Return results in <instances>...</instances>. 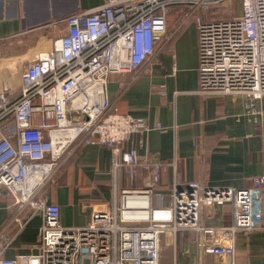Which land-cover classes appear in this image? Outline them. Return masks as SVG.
<instances>
[{
    "label": "built area",
    "instance_id": "2783aa9c",
    "mask_svg": "<svg viewBox=\"0 0 264 264\" xmlns=\"http://www.w3.org/2000/svg\"><path fill=\"white\" fill-rule=\"evenodd\" d=\"M231 1L107 0L65 18L67 33L31 61L17 63L0 49V71L7 64L20 78L17 88L0 81V190L16 209L0 231V264H160L162 237L187 229L196 232L198 249L210 257L205 264H244L239 236L264 233V147L263 172L249 188L194 182L166 194L159 191L161 164L125 148L151 127L113 112L108 95L111 75L147 71L171 37L170 9L189 4L198 30L200 91L242 94L253 108L264 97V0H241L242 14L230 19L196 16L230 10ZM89 144L111 150L115 172L125 169L134 177L137 168L143 170V184L115 185L111 208L93 212L86 226L64 227L60 207L42 191L66 156ZM172 166L176 170V160ZM216 204L230 205V224L203 226L202 210ZM36 213L42 226L35 252L8 258L6 231L16 224L19 232Z\"/></svg>",
    "mask_w": 264,
    "mask_h": 264
},
{
    "label": "crops",
    "instance_id": "0c3cea01",
    "mask_svg": "<svg viewBox=\"0 0 264 264\" xmlns=\"http://www.w3.org/2000/svg\"><path fill=\"white\" fill-rule=\"evenodd\" d=\"M107 0H0V41L17 63L31 61L50 51L55 40L67 33L63 22L104 4ZM228 3L231 17L234 5ZM227 5V4H226ZM199 11L205 21L219 19L218 12ZM192 5L173 6L167 15L169 41L159 49L145 72L111 75L108 95L113 112L131 114L145 121L151 129L134 135L126 149L137 150L161 164L159 191L169 193L175 186L187 187L197 182L212 187L237 189L252 186V178L263 172L264 97L248 106L242 94H208L200 91L199 38ZM7 41V42H5ZM0 81L18 87L19 75L4 65ZM112 152L96 144L81 145L67 155L50 184L42 191L47 202L61 209L64 227H83L93 212L108 210L114 201V187L140 186L143 170L132 177L125 169L115 172ZM177 162L176 170L172 166ZM0 190V231L15 214L11 201ZM164 203H168L165 201ZM204 210V211H203ZM201 213L205 227L228 226L229 204L206 207ZM42 226V215L34 214L17 233L13 224L7 231L10 243L5 255L34 253ZM240 263L264 264V233L252 237L239 236ZM210 257L197 247L194 230H182L162 237L160 264H205Z\"/></svg>",
    "mask_w": 264,
    "mask_h": 264
},
{
    "label": "rangeland",
    "instance_id": "374dc122",
    "mask_svg": "<svg viewBox=\"0 0 264 264\" xmlns=\"http://www.w3.org/2000/svg\"><path fill=\"white\" fill-rule=\"evenodd\" d=\"M237 1L238 2L234 5V10L236 11L235 13H237V11H239V9H240V0H237ZM217 15L221 16L219 19H230L229 17H231L229 10H222L221 12H218Z\"/></svg>",
    "mask_w": 264,
    "mask_h": 264
},
{
    "label": "trees",
    "instance_id": "16d2710c",
    "mask_svg": "<svg viewBox=\"0 0 264 264\" xmlns=\"http://www.w3.org/2000/svg\"><path fill=\"white\" fill-rule=\"evenodd\" d=\"M220 10V9H217V10H214L215 14L217 13V11ZM216 20V19H215ZM220 20V19H219ZM209 21V20H208Z\"/></svg>",
    "mask_w": 264,
    "mask_h": 264
}]
</instances>
